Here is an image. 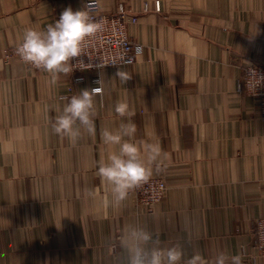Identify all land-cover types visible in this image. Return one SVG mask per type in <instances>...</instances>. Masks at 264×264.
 <instances>
[{"label": "crops", "instance_id": "crops-1", "mask_svg": "<svg viewBox=\"0 0 264 264\" xmlns=\"http://www.w3.org/2000/svg\"><path fill=\"white\" fill-rule=\"evenodd\" d=\"M86 1L0 0V264H127L119 246L126 226L160 241L147 249L180 244L181 264L219 251L264 264L252 258L264 218V118L258 101L238 91L246 63L264 65V0H98L104 13L123 4L137 15L129 32L145 52L119 66L131 75L126 82L115 77L118 67L99 74L96 134L82 130L72 143L51 123L64 97L94 88L95 74L85 72L71 91L72 73L53 85L5 51L26 29L43 30ZM118 100L136 113L135 141L159 142L167 154L149 176L168 185L152 212L138 207L133 189L114 207L97 175L119 150L102 142L101 130L127 123L115 113Z\"/></svg>", "mask_w": 264, "mask_h": 264}, {"label": "clouds", "instance_id": "clouds-1", "mask_svg": "<svg viewBox=\"0 0 264 264\" xmlns=\"http://www.w3.org/2000/svg\"><path fill=\"white\" fill-rule=\"evenodd\" d=\"M97 8L98 0H87L76 10L71 6L66 7L59 19L43 30L26 29L22 42L16 47V55L25 64L47 73L53 85L61 75L69 76L77 68L85 70L92 67L77 58L83 56L86 40L102 31L106 23L103 18L97 19L94 16ZM74 59L75 63L72 62ZM105 65L107 64H100L98 67L103 68ZM252 72L255 76V70ZM115 77L122 82L131 79V75L119 67ZM98 83L102 85V80ZM102 91V86L85 88L71 97H64L67 102L51 123L53 133L67 137L72 143H76L82 136V130L94 136L97 115L95 97ZM115 113L121 118H127V123L122 122L115 130H101L102 142L109 147L118 145L119 150L110 152L107 162L99 163L97 175L102 183L110 186L112 204L119 207L131 189L152 175L153 166L157 172L161 170L167 154L159 142L135 141L137 126L132 118L136 113L130 109L127 101L118 100ZM149 242L160 244L145 228L126 226L119 236V246L128 254L127 264H181L184 250L180 244L147 249L144 246ZM186 264H243V256L219 251L209 260L196 252L188 258Z\"/></svg>", "mask_w": 264, "mask_h": 264}, {"label": "built area", "instance_id": "built-area-1", "mask_svg": "<svg viewBox=\"0 0 264 264\" xmlns=\"http://www.w3.org/2000/svg\"><path fill=\"white\" fill-rule=\"evenodd\" d=\"M150 9V6L145 4L143 11L149 12ZM154 9L157 12L161 11V3L159 1L155 2ZM102 11L98 2V8L94 12V16L97 19L103 18L106 23L102 31L86 40L83 56L77 58L82 59L86 65L90 64L92 67L85 70L77 68L72 72L71 91L76 85L85 82V72L94 73V88L100 87L98 82L100 81L99 74L102 71L107 68L131 66L135 64L138 56L145 52V46L138 42L136 43L129 32L130 27L138 22L137 15L133 14L132 11L123 4H121L115 12L104 13ZM5 54V59L7 61L17 59L26 67L37 70L31 65L21 61L16 55V48L14 50H6ZM72 62L75 63L76 59ZM100 64L107 65L100 68L98 67ZM252 70H255V76H253ZM261 77H264L263 64L260 65L254 62L246 63V67L243 70L239 82L238 91L240 94L250 96L258 101L261 114L264 118V79H261ZM167 191V182L160 177H149L146 181L141 182L138 186L133 188L138 207L147 212H152L160 202H163ZM256 222L252 248L256 250L258 254L252 257L254 261L258 257L264 259V218H260L256 220Z\"/></svg>", "mask_w": 264, "mask_h": 264}]
</instances>
